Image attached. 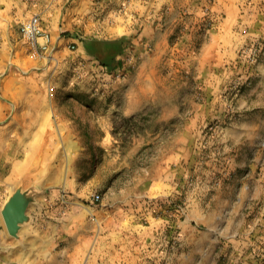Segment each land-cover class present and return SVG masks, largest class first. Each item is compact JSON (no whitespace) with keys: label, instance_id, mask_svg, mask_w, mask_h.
<instances>
[{"label":"rangeland","instance_id":"374dc122","mask_svg":"<svg viewBox=\"0 0 264 264\" xmlns=\"http://www.w3.org/2000/svg\"><path fill=\"white\" fill-rule=\"evenodd\" d=\"M263 21L264 0H0L4 264H264ZM145 28L159 40L129 38L116 69L80 49ZM232 163L234 229L204 214L183 229L184 196L167 192L181 170L193 190ZM110 229L127 232L118 253Z\"/></svg>","mask_w":264,"mask_h":264},{"label":"crops","instance_id":"0c3cea01","mask_svg":"<svg viewBox=\"0 0 264 264\" xmlns=\"http://www.w3.org/2000/svg\"><path fill=\"white\" fill-rule=\"evenodd\" d=\"M129 32L132 34L131 31ZM129 32H124L123 34L116 35V36L110 35V36H106L105 38H98V37H94V38L111 40V39H117V38H121L125 36L128 39L133 38V40H137V42L140 43V45H142V43L145 41L146 42L147 41L157 42L160 37L158 31L152 32V31H149L148 28H145L144 30H142L141 33L138 35L126 34ZM255 32H256L255 33L256 35L253 34L252 35L253 38L251 37V39L261 37V36L264 39V26L261 29H257ZM129 48H130V45L125 50V53L119 56L118 58L120 59L122 58V56L124 58L129 56L128 55ZM80 49L82 51H85L83 40H80ZM185 171H186L185 168L181 170V172L183 173V176L182 178H180L182 180L180 183L181 184L180 187H178L179 185L177 182V185L176 183H174L175 185L173 186V188L170 187V189L168 188V191H167L168 195L172 194L175 196L176 194H180L181 196H184L185 206L183 208V213H182L183 215H182V219L180 220L179 225H181L183 229H185V227L189 226L192 220V217H195L196 214H204L203 216L204 218H206L207 221L209 222L214 221L215 223H217V225L220 224L225 229H230V228L234 229V179H232L234 178V174H233L234 173V163H232L230 168L224 167V171L226 173L221 174L219 176H215V177L208 176V179L207 181H205V183H200L201 185H198L197 187L194 186L195 188H193V190L190 185L188 186L186 185V183H189V180L188 178H186L185 180ZM177 189L179 190L178 192H177ZM245 204H246V201H245ZM205 206L207 207L206 209H204ZM237 210H238L237 213L240 214L243 211L242 206H239ZM36 226L37 225L33 226V229ZM0 229L2 230V233L5 234V229L2 228V225ZM111 231L112 230L110 229L109 230L110 233L108 234V236H106V238L108 237L110 253H116L117 252L116 243L117 242L121 243V240H124V237L127 235L126 234L127 232L124 229H120L121 233L119 234L115 232L112 233ZM129 232L133 233V234L131 233V237L136 236L134 228L130 229ZM2 239L3 238L0 237V264H4V260L2 259V254L4 253V251L8 253L7 248L4 247V243ZM6 264H47V263H45L39 257H36L30 261H24L23 259H15L12 262L8 261V263Z\"/></svg>","mask_w":264,"mask_h":264},{"label":"trees","instance_id":"16d2710c","mask_svg":"<svg viewBox=\"0 0 264 264\" xmlns=\"http://www.w3.org/2000/svg\"><path fill=\"white\" fill-rule=\"evenodd\" d=\"M85 52L105 68L116 69L125 65V59L118 58L125 53L130 40L127 37L105 40L98 38L84 39Z\"/></svg>","mask_w":264,"mask_h":264},{"label":"water","instance_id":"95a60500","mask_svg":"<svg viewBox=\"0 0 264 264\" xmlns=\"http://www.w3.org/2000/svg\"><path fill=\"white\" fill-rule=\"evenodd\" d=\"M26 209V202L19 191L5 204L2 214L11 235L16 236L21 228V224L28 220Z\"/></svg>","mask_w":264,"mask_h":264},{"label":"built area","instance_id":"2783aa9c","mask_svg":"<svg viewBox=\"0 0 264 264\" xmlns=\"http://www.w3.org/2000/svg\"><path fill=\"white\" fill-rule=\"evenodd\" d=\"M24 35L25 37L31 41L36 42L38 39V35L40 33V25H39V19L34 17L31 20H29L23 27ZM99 198V196H98Z\"/></svg>","mask_w":264,"mask_h":264}]
</instances>
